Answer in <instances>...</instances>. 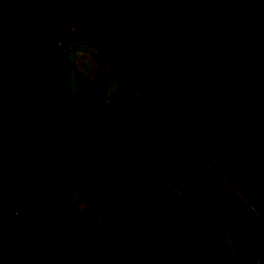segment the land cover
<instances>
[{"label": "rangeland", "instance_id": "obj_1", "mask_svg": "<svg viewBox=\"0 0 264 264\" xmlns=\"http://www.w3.org/2000/svg\"><path fill=\"white\" fill-rule=\"evenodd\" d=\"M228 1L0 0V106L27 121L35 102L21 92L49 86L55 99L43 123L62 159L83 150L98 159L71 187L56 264H264V97L248 139L226 145L215 136L206 153L169 115L179 100L190 107L183 58L217 37ZM125 84L146 100L133 94L118 109L111 98ZM193 123L200 133L203 124ZM100 130L143 167L141 180L100 148ZM13 135L0 134V229L29 201L49 217L57 208L50 184L8 143ZM0 264L23 263L0 245Z\"/></svg>", "mask_w": 264, "mask_h": 264}, {"label": "trees", "instance_id": "obj_2", "mask_svg": "<svg viewBox=\"0 0 264 264\" xmlns=\"http://www.w3.org/2000/svg\"><path fill=\"white\" fill-rule=\"evenodd\" d=\"M218 32L213 40L205 37L188 55L190 66L185 72L193 83L189 88L192 90H188L192 93L190 107L179 100L169 112L185 121L186 126L178 127L180 132L202 151L207 150L204 144L216 143L215 136L226 137V145L232 142L237 145L252 134L254 116L259 111L256 94L264 96V0H229ZM0 35H6L2 23ZM21 93L33 98L34 109L24 121L8 105L0 106V134L6 129L14 132L7 139L8 143L50 184L57 198V208L55 216L49 217L40 205L29 201L0 229V245L6 246L23 264H56L64 248L63 215L70 203L71 187L98 163V159L94 153L83 150L63 160L62 143L46 131L43 123L45 110L53 101L52 89L36 85ZM132 94L133 89L125 84L111 102L123 109ZM194 111L197 122L203 124L200 133L193 132ZM206 112V120H201ZM96 141L134 180L143 178V167L109 133L100 130ZM123 222L136 235L140 233V225L131 217Z\"/></svg>", "mask_w": 264, "mask_h": 264}, {"label": "crops", "instance_id": "obj_3", "mask_svg": "<svg viewBox=\"0 0 264 264\" xmlns=\"http://www.w3.org/2000/svg\"><path fill=\"white\" fill-rule=\"evenodd\" d=\"M135 5H136V7H138V3H135ZM97 12L100 14V15H102V16H105V12L102 10V9H100V8H98L97 9ZM172 15H174V12L172 11V13H171ZM162 16H164V15H162ZM142 38H144V39H148V35H145L144 36V34H142L141 35V39ZM200 39H202V37L200 38ZM199 39V40H200ZM83 42V41H82ZM196 46V43H195V45L189 50V53L185 56V58H183L184 60L186 59V57L190 54V52L192 51V49L194 48ZM183 59L182 60H179V61H177L178 63H176L175 65H174V68H172L169 72H170V74H173L179 67H180V65H181V63H182V61H183ZM169 74V73H168ZM191 74H192V72H191ZM129 85V84H128ZM132 89H133V94H136V96H140L142 99H144V100H146L145 99V95L143 96V95H141L135 88H134V86L133 85H129ZM133 94H132V96H133ZM258 97H262L259 93H257L256 94V99H255V102L257 103V105H259L258 104V102L256 101L257 100V98ZM264 97V96H263ZM54 99H55V97H53V101H54ZM53 101H52V103H53ZM173 102H169L168 104H172ZM51 105V104H50ZM258 109H259V111H258V113H256V115L254 116V123H253V128H252V132H253V129H255V127H256V125H257V122L258 121H260V117L262 116V114L260 113V108L258 107ZM208 115V113L206 112L204 115H202V118H201V120H206V116ZM192 117L193 118H195V121H196V123H197V112H193L192 113ZM202 124V123H201ZM200 124V125H201ZM204 152V151H203ZM207 151H205V153H206Z\"/></svg>", "mask_w": 264, "mask_h": 264}]
</instances>
